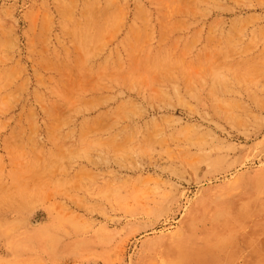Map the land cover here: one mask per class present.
<instances>
[{"label":"rangeland","instance_id":"374dc122","mask_svg":"<svg viewBox=\"0 0 264 264\" xmlns=\"http://www.w3.org/2000/svg\"><path fill=\"white\" fill-rule=\"evenodd\" d=\"M0 264H264V0H0Z\"/></svg>","mask_w":264,"mask_h":264},{"label":"bare ground","instance_id":"6f19581e","mask_svg":"<svg viewBox=\"0 0 264 264\" xmlns=\"http://www.w3.org/2000/svg\"><path fill=\"white\" fill-rule=\"evenodd\" d=\"M244 205H246V204H244Z\"/></svg>","mask_w":264,"mask_h":264}]
</instances>
